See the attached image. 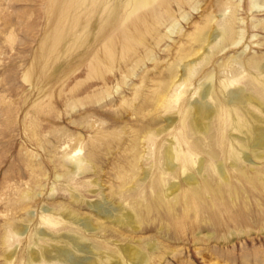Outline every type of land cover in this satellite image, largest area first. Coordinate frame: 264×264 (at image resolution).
<instances>
[{"label": "rangeland", "instance_id": "374dc122", "mask_svg": "<svg viewBox=\"0 0 264 264\" xmlns=\"http://www.w3.org/2000/svg\"><path fill=\"white\" fill-rule=\"evenodd\" d=\"M228 27L232 36L222 38ZM263 75L264 0H0V264H21L42 209L62 206L104 222L88 207L98 201L135 217L133 206L155 195L149 184L156 179L149 168L155 147L135 148L136 130L172 120L182 140L185 109L193 112L195 102L216 109L210 95L199 96L206 85L221 99L243 87L258 103L239 110L249 124L264 126V100L250 78ZM231 78L240 81L224 90ZM161 90L170 102L154 113ZM205 122L215 135V118ZM227 129L244 141V132ZM91 154L95 167L78 171L74 158ZM246 154L242 165L228 159L225 172L240 166L253 185L232 176L237 194L224 185L223 201L209 207L205 196L209 208L194 217L182 206L185 187L176 177L175 214L141 209L139 230L109 225L110 251L132 244L151 254L147 264H264V150ZM166 200L173 203L172 195ZM11 224L24 232H10ZM147 242L156 246L152 253Z\"/></svg>", "mask_w": 264, "mask_h": 264}, {"label": "bare ground", "instance_id": "6f19581e", "mask_svg": "<svg viewBox=\"0 0 264 264\" xmlns=\"http://www.w3.org/2000/svg\"><path fill=\"white\" fill-rule=\"evenodd\" d=\"M231 36L232 28L228 27L224 30L222 38H229ZM249 62H251V60ZM258 64L255 62L252 66L260 70ZM175 77L176 76H174V78ZM250 78L254 81L251 83L255 84V88H257L256 91H258L264 100V75L262 77ZM239 81L240 79L238 78H231L227 80L226 83L222 82L224 90L228 86L237 85ZM244 85L248 87L250 83L246 82ZM243 89L244 88L241 86L230 89L226 91V94H223V98L221 99L215 95L211 84L203 87L199 92V96L207 97L210 95L209 98L215 103L216 109L214 110L204 102H195L193 105V112H191V107L185 109V114H187L186 118H184L185 114H183V118H181L180 134L183 137L182 140L174 135L172 120H167L165 126L156 130H152L150 126H142L136 130L135 140L133 141V146L135 148H141L144 145L148 147L149 145L150 150H152V147H155L151 151L154 154V161L149 165V168L155 172L154 176H156V179L149 184L150 188L155 191V195L149 198L144 204L137 201L133 206L135 217L129 212H125L126 210L121 208L122 205L113 204L111 206H105L98 201L90 203L88 207L93 216H96L97 220H103L104 222L94 223L90 220L89 215L82 217L73 209L64 208L62 206H56L50 211L42 209L39 213L37 222L39 226L33 228L31 235H28L29 245L28 248L25 249L26 251L21 255L20 263L147 264L150 262L151 254L140 251L132 244L122 245L118 254H114L110 251L108 237L112 236L113 230L109 225L119 228L128 226L131 227L132 230L137 231L140 229L137 223L142 221L140 217L141 209L150 214L151 211H158L161 207H165L167 213L175 214L174 206L180 199L179 193H176L179 184L172 183L176 177L180 178L179 182L185 187V193H182L181 198L182 206L187 213L192 211L191 213L194 217L204 213L207 208L215 206L217 202L223 201L224 185L230 187L231 194H237V189L230 182L232 176H235L242 182L244 181L253 185V177L248 176L240 166L236 168L237 174H232L228 169V173L226 174L225 172L228 159H232L236 162L240 161L239 165H242L245 160L249 159V156L246 154L247 150L250 152H256L259 149L264 150V126H253L249 124V121L239 110L244 104L250 105L254 102L258 103V100L254 96L244 94ZM179 95L180 93L176 92L172 96L174 102L178 99ZM168 102H170V100L166 98V93L164 90H161L153 99L152 111L158 113L161 108L166 109V104ZM169 107H171V105ZM212 117H214L216 121L215 129L217 133H215V135L210 133L209 123L205 122V120H210ZM229 125L236 133H245L243 142L237 138H230L228 136L227 127ZM183 128H186L190 136H184ZM162 134H164V136L160 138ZM165 136H171L168 144L164 142ZM159 142L162 143L159 144ZM156 153L158 157L157 160L155 157ZM200 154H206L209 158V163H207L203 157L198 158ZM219 157L221 161L218 160ZM155 160L157 162H155ZM133 162L131 170L135 169L137 159L135 158ZM95 164L92 154L74 158V165L76 169L81 172L87 169H93ZM195 165H197L196 168ZM202 170L203 173H200ZM193 171H197L200 176L199 180L193 176ZM92 182L96 183L95 179H93ZM160 182L164 184V187L165 185H167V187L161 188ZM125 188L127 190L131 187L127 186ZM171 195L173 203L166 200L167 197ZM205 196L211 199L209 207L205 203ZM71 198L73 201L79 200L74 194H71ZM80 201L84 202L83 199ZM105 201H107V199H105ZM57 211H60V213H57ZM8 230L10 232H24V228L21 225L15 226L11 224ZM100 233L101 235H99ZM94 236L102 237L103 241L92 239ZM31 245L37 246V249L30 248ZM147 245V250L151 253L156 249L154 242L148 243ZM11 257L12 254L8 255V258Z\"/></svg>", "mask_w": 264, "mask_h": 264}]
</instances>
